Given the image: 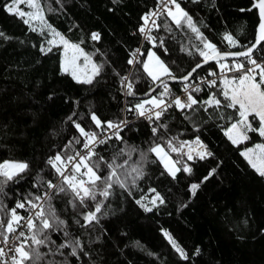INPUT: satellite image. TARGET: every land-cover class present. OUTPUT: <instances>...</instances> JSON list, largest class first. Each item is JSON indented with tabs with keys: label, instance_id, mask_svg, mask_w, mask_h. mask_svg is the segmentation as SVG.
<instances>
[{
	"label": "trees",
	"instance_id": "1",
	"mask_svg": "<svg viewBox=\"0 0 264 264\" xmlns=\"http://www.w3.org/2000/svg\"><path fill=\"white\" fill-rule=\"evenodd\" d=\"M159 2L41 0L47 22L69 41L80 44L94 63L103 65L100 75L89 85L78 83L61 69L59 45L52 46L51 52L41 51L49 47L47 41L52 38L47 29L43 35L38 28L33 31L20 17L6 10L10 0H0V32L4 34L0 36V162L14 160L29 165L28 170L0 191V219L6 220L4 212L16 203L48 193L56 215L66 222L59 230L45 231L55 244L41 246L39 251L43 255L35 264H264V177L241 155L257 143H264V137L250 132L249 140L234 145L224 134L239 118L236 110L203 104L213 93L222 105L227 104L221 95L222 80L194 91L192 95L200 103L192 109L168 107L152 125L138 118L135 111H128L136 103L157 96L163 88L162 85L150 92L159 83H154L143 71L142 63L150 51L168 64L177 77L187 75L203 61L197 51L202 45L196 34L186 23L177 26L167 14L158 18L159 27L150 32L156 37L155 46L150 40L143 41L139 31L142 18ZM177 2L192 16L203 36L221 51H243L254 43L258 16L256 10L249 11L252 0ZM32 27L37 24L33 23ZM93 33H98L100 38L91 39ZM227 34L238 41L235 46H229L223 39ZM137 49L136 60L140 63L128 64ZM263 51L264 44L257 53ZM219 70L218 63L207 64L192 79ZM124 76L133 82L135 95H127L121 85ZM162 79L172 97L178 95L181 80ZM149 92L150 95H145ZM92 113L102 121H127L119 133L123 140L114 136L98 145L96 151L105 160L117 156V162L127 161L126 170H119L121 179L134 167L141 169L143 175L137 176L133 184L131 180L136 174L132 173L125 187L114 184L107 199L98 194L97 200L102 202L101 212L97 214L99 223L86 224L82 213L90 207L82 208L76 202L74 208L70 192L62 193L47 186V181L55 185L62 182L47 161L58 152L73 155L83 149V137L73 121L81 123L86 130L99 132L90 119ZM257 125L258 121L253 127ZM157 126L166 127H160L154 135L151 129ZM195 137L213 155L203 160L194 155L188 161L185 155L171 153L181 168L175 179L149 151L156 143L166 145L168 140L176 138L173 143L178 145ZM185 164L192 167L191 174L182 170ZM100 168L103 174L104 163ZM211 169L215 173L193 196L191 184L200 183ZM102 188L103 184H99L97 192ZM156 192L164 203L157 202L158 206L153 207L149 200ZM137 200L153 210L145 211ZM44 203L47 211V202ZM94 203L88 202L89 206ZM17 211L24 216L23 209ZM165 231L187 252L189 259L181 258L164 236ZM64 232L69 235L65 236ZM25 234L31 236L27 229ZM73 239L80 242L76 256L71 255V247L55 254L49 250Z\"/></svg>",
	"mask_w": 264,
	"mask_h": 264
},
{
	"label": "snow or ice",
	"instance_id": "2",
	"mask_svg": "<svg viewBox=\"0 0 264 264\" xmlns=\"http://www.w3.org/2000/svg\"><path fill=\"white\" fill-rule=\"evenodd\" d=\"M161 8L160 12L167 14L172 21L177 26H183L185 23L187 27L191 29L193 33L196 34L197 38L201 41L202 47L198 46L197 51L200 57L203 58V62L206 64L209 61H216L219 64L221 72H237L240 73L238 77L229 79L225 77L223 79L224 88L221 92L224 100L227 104L222 105V101L217 98V94L213 93L210 98L203 101V104L207 107H213L219 109L220 107H226L235 109L238 113V119L230 124L225 130V135L234 144L238 145L244 141L250 139L249 133H258L260 137H264V61L258 62L256 58L253 57V52L257 45L261 41H264V0H256L254 7L259 10L260 23L258 25V36L256 42L251 46L247 47L244 51L229 52L221 51L216 44H213L203 33L200 32L199 28L196 27V23L193 21L192 16L188 14L183 8H181L180 3L177 0H160ZM20 4H25L29 11H24L20 8ZM174 6V7H173ZM6 10L14 15H17L23 20V23L29 25L33 31L39 29L41 35L44 34L45 29L51 33L52 38L47 41L49 47L47 49H41L42 52H51L52 46L60 44L63 46V71L65 73H70L72 77L82 84H92L94 79L100 75L103 65H99L93 62L92 57L81 48L80 44L73 43L69 41L64 35L58 32L51 24L47 22L46 14L41 3V0H10L6 6ZM52 11V9H49ZM157 12H151L146 14L142 19L145 22L144 26L139 28L141 33L145 34V37L153 42L155 46L156 37L149 34L147 24L150 17H156ZM33 22H36L37 27H32ZM154 27H159L156 24L155 19L151 21ZM4 34L0 32V36ZM99 34H91V39L98 40ZM227 41L229 46H235L238 41L231 35L227 34L223 37ZM160 45H163V41H160ZM165 51H167L165 49ZM139 52L137 49L136 53H133L131 59L127 62L128 64L140 63L136 60V55ZM229 57L235 59L232 65L224 63L222 61H227ZM239 57H244V60L251 67L246 68L245 63L241 62ZM81 58L83 60V66H81ZM202 65L197 63L191 72L187 75L177 77L172 69L166 64L155 52H150L148 54L147 61L142 63L143 71L147 73L148 77L155 83L157 81L163 85V91L157 96H152L151 99L142 100L134 105L133 108H129L128 111H135L140 117H144L148 121H158L163 116L166 109L172 104L178 107L180 110L185 108L192 109L194 105L200 103L190 91L192 87L190 84L185 83L183 87V92L186 94L184 99L179 97H172L171 90L168 84L162 79L167 77L172 80L188 81L195 72ZM210 75L215 76V72H211ZM259 77V79H257ZM211 85H215L216 81H210ZM121 85L126 88L127 95H135L134 84L129 80L128 76H124L121 80ZM201 89L196 87L193 91L199 92ZM155 88H150V92H154ZM145 93V95H150ZM166 97L171 98L165 99ZM207 107L204 111H207ZM76 115V113H73ZM249 117H253L252 120ZM223 119V115L220 117ZM92 122L99 132L86 130L85 127L81 126V123L75 122L74 126L79 131L80 135L83 137V153L80 151L75 152L73 155H64L63 152H58L54 157H50L47 163L54 168L55 172L59 177L62 178L60 185L52 184L51 181H47V186L49 188H56L62 193H71L72 206L76 207V202L82 208H89L90 210L83 212V219L86 224H92L93 222L99 223L98 213L101 212L102 202L97 200V195L99 194L104 199H107L112 195V189L114 184H118L120 187H125L127 177L131 176L132 173L136 175L132 177L131 183H135L137 176H142V170L139 168H132L131 172H127L124 179H121L120 169L126 170L127 161L117 162L118 157L113 156L111 160H105L103 156H100L96 151V147L99 144L105 143V139H111L115 136L117 139L123 140V137L119 135L123 127L127 126L126 120H121L119 122L112 121H102L95 113L90 116ZM231 119V117H229ZM69 120H72V116H69ZM258 121L257 127H253V124ZM160 127H152V133L155 135L159 132ZM111 130L112 136H106V132ZM172 140H168L166 145L156 143L152 146L149 151L154 153L156 157L163 163L164 168L167 170L168 174L172 176L173 179L181 171L180 167H177L178 161L173 160L171 153H176L178 155H186L188 161L194 159L193 153L195 152V157L203 160L206 157L213 155L211 151L207 150V146L204 145L199 138L194 141L196 148L192 146L191 142H181L178 146L173 143ZM80 143V140L76 141ZM187 147L188 151L185 153L184 148ZM198 149V150H197ZM143 155V154H142ZM249 162L251 167L256 170V172L264 177V143H257L253 148H248L241 153ZM96 158V159H94ZM104 163L106 171L101 174L100 164ZM29 165L26 162H19L14 160H4L0 162V191H3V187L10 181H13L17 177H20L22 173L28 170ZM70 168V172H69ZM184 172L189 174L192 173L193 169L186 164L183 165ZM215 169H211L208 176H205L200 183H192L190 186V191L193 196L196 195L197 190L201 187V184L207 181L213 174ZM99 184H103V188L99 193L97 188ZM155 192V189H152ZM52 196L45 193L44 196H36L34 199H28L25 202L16 203L9 211L4 212V216L7 219H0V239L5 246L9 244V236L14 237L11 247H8V252H11V257L5 259L8 253L5 251L4 247H0V264H26V262L31 261L35 264L36 261L42 258L39 251L41 246H49L55 244L50 236L45 235L46 230H59L61 226H66V222L61 220L55 212V209L51 205L50 201ZM147 199V197H145ZM39 201L47 202V211L45 209V203H38ZM95 202L93 205L89 206L88 202ZM164 203L163 197L160 193L156 192L154 198L149 200V203L156 207L158 203ZM141 207L145 211H152V207H148L147 204L140 200H137ZM26 204L30 206L33 210V215L22 216L18 213V209H25ZM55 221V224L53 223ZM23 222V223H22ZM79 224L80 221L76 220ZM86 226V225H84ZM22 228H27L31 233L28 237L25 231L19 230ZM65 236H68V232H64ZM164 236L168 239L172 247L183 259H189L187 252L173 239L170 233L164 232ZM43 237V238H41ZM23 238V239H21ZM31 241V244L28 241ZM15 241H19L17 245ZM71 247V255L76 256L77 247H80V242L78 239H73L70 242L61 243L55 246V249H49L55 254L59 252L60 249ZM61 255L63 253H60Z\"/></svg>",
	"mask_w": 264,
	"mask_h": 264
},
{
	"label": "built area",
	"instance_id": "3",
	"mask_svg": "<svg viewBox=\"0 0 264 264\" xmlns=\"http://www.w3.org/2000/svg\"><path fill=\"white\" fill-rule=\"evenodd\" d=\"M162 6H161V3L159 2L158 3V5L154 8V9H152L150 12H148V13H151V12H157V16L156 17H150V19H149V22H148V24H147V28H148V30H149V34H150V32L152 31V29L154 28V26L152 25V23H151V21H152V19H155V22L157 23V20H158V18L161 16V15H164V14H166V12L165 13H161L159 10H160V8H161ZM147 13V14H148ZM146 15V14H145ZM144 15V16H145ZM143 16V17H144ZM142 21H143V26L145 25V22H144V20L142 19ZM142 37H143V41H148L149 39H147L146 37H145V34L144 33H142ZM139 53V52H138ZM138 53H137V55H138ZM137 55H136V58H137ZM253 57L254 58H256L257 60H258V62H262V61H264V51L263 52H258L257 53V51L253 54ZM241 62H244L245 63V67L246 68H249V67H251V65H249V64H247V62L244 60V58L243 59H241L240 60ZM233 62H235V61H233ZM216 73V75L215 76H212V75H205V76H201V77H198L197 79H191L189 82H187L188 84H190L192 87L190 88V91L192 92V94H193V89H195L196 87H199L201 90L203 89V88H205V87H210V86H212L209 82L210 81H213V80H215L216 82L217 81H219V80H223L225 77H229V76H231V75H234V74H240V73H237V72H231V71H229V72H221V70H219L218 72H215ZM257 79H259V77H257ZM183 87H184V84H182L181 85V88H180V92L178 93V95H176L175 97H179V98H181V99H184L185 98V96H186V94L183 92ZM163 91V88H162V90H161V92ZM160 92V93H161ZM165 99H171V98H165ZM172 106H174V104H172ZM172 106H170L169 108H171ZM138 118H141V119H143L148 125H152L153 123H154V121H148V120H146L144 117H140V116H138ZM106 136H112V132H111V130H108L107 132H106ZM114 136H112V138H113ZM197 139V137H195V138H193V139H191V140H186V141H181V142H191L192 143V146L194 147V148H196V145L194 144V141ZM107 140H109V139H105V142L107 141ZM200 140V139H199ZM201 141V140H200ZM181 142H179V144L181 143ZM202 142V141H201ZM203 143V142H202ZM178 144V145H179ZM204 144V143H203ZM99 145H101V144H99ZM177 145V146H178ZM205 145V144H204ZM98 146V145H97ZM198 150V149H197ZM188 151V148L187 147H185L184 148V152L186 153ZM81 153H83V149L80 151ZM193 155H195V152L193 153ZM69 170H70V168H69ZM38 203H44V201H39ZM23 212H24V216H29V215H33V210H31L30 209V206L29 205H27L26 204V207H25V209H23ZM23 223V222H22ZM27 228H22V229H18V231L19 230H23V231H25ZM22 239V238H21ZM13 240H14V237L12 236V235H10L9 236V244L7 245V246H5L4 244H3V242H2V239H0V247H4L5 248V251L8 253V256L7 257H5V259H7V258H9V257H11V255H12V253L11 252H8V247H11L12 246V243H13ZM15 243L18 245L19 244V241H15Z\"/></svg>",
	"mask_w": 264,
	"mask_h": 264
},
{
	"label": "water",
	"instance_id": "4",
	"mask_svg": "<svg viewBox=\"0 0 264 264\" xmlns=\"http://www.w3.org/2000/svg\"><path fill=\"white\" fill-rule=\"evenodd\" d=\"M253 1V4H252V6H251V8L249 9V11H253V10H256V12H257V16H258V25H259V23H260V17H259V10L256 8V7H254V4L256 3V0H252ZM258 25H257V29H256V36H255V41H254V43L256 42V39H257V36H258ZM253 43V44H254ZM264 44V41H261L260 42V44L259 45H257L256 46V48H255V50H254V52H253V54L262 46ZM246 50V49H245ZM244 51V50H243ZM244 57H239V58H236V59H239V60H241V59H243ZM232 61H235V59L234 58H232V57H229L228 58V60L227 61H222V62H232ZM211 63H217L216 61H209L208 63H204L203 61L200 63L202 66L200 67V68H198L195 72H193L192 73V76L190 77V79L188 80V81H181V83L182 84H185V83H187V82H189L193 77H194V75L197 73V71H199L200 69H202L205 65H207V64H211ZM160 86H162V84H160V82L156 85V87H155V89H157L158 87H160Z\"/></svg>",
	"mask_w": 264,
	"mask_h": 264
},
{
	"label": "rangeland",
	"instance_id": "5",
	"mask_svg": "<svg viewBox=\"0 0 264 264\" xmlns=\"http://www.w3.org/2000/svg\"><path fill=\"white\" fill-rule=\"evenodd\" d=\"M22 6H24V7H22ZM174 7V6H173ZM20 8L22 9V10H24V11H29V9L27 8V6L25 5V4H20ZM34 24H36V22H33ZM57 45H59L61 48H62V58H61V69L63 70V60H64V56H63V46L62 45H60V44H57ZM150 52H153V51H150ZM149 52V53H150ZM148 53V54H149ZM147 58H148V56H147ZM147 58H146V61H147ZM80 63H81V66H83V60H82V58H81V61H80ZM224 63H228L229 65H232L234 62H224ZM70 74V73H69ZM71 75V74H70ZM72 76V75H71ZM73 78V77H72ZM227 78H229V79H232V78H234V77H232V76H229V77H227ZM74 79V78H73ZM75 80V79H74ZM76 81V80H75ZM221 85H222V89H223V87H224V84H223V80H222V82H221ZM253 148V147H252ZM186 156V155H185ZM159 159V158H158ZM248 161V160H247ZM163 164V163H162Z\"/></svg>",
	"mask_w": 264,
	"mask_h": 264
},
{
	"label": "crops",
	"instance_id": "6",
	"mask_svg": "<svg viewBox=\"0 0 264 264\" xmlns=\"http://www.w3.org/2000/svg\"><path fill=\"white\" fill-rule=\"evenodd\" d=\"M224 88V87H223Z\"/></svg>",
	"mask_w": 264,
	"mask_h": 264
}]
</instances>
